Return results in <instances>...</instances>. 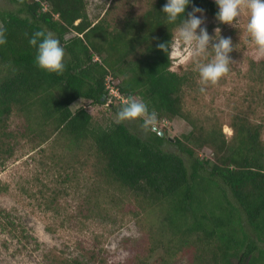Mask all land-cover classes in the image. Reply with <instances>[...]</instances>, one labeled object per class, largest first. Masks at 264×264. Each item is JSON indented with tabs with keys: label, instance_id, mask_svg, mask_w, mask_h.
<instances>
[{
	"label": "trees",
	"instance_id": "16d2710c",
	"mask_svg": "<svg viewBox=\"0 0 264 264\" xmlns=\"http://www.w3.org/2000/svg\"><path fill=\"white\" fill-rule=\"evenodd\" d=\"M11 1L18 5L16 11L0 10V24L7 29V44L0 47V158L14 155L7 123L13 111L22 114L25 133L36 145L55 140L94 155V170L129 191L150 218L143 232L153 245L117 264H174L185 255L188 264H264V124L252 117L253 111L238 108L227 138L222 128H208L184 109L190 78L172 70L171 53L157 48L177 28L161 12L166 0H153L140 16H125L113 25L105 17L91 20L85 0ZM193 4L210 16L218 11L214 0ZM38 30L53 32L65 47L63 75L35 64L36 50L28 37ZM71 31L74 35L66 39ZM248 72L250 97L262 101L264 58L251 61ZM106 76L119 79L122 97L137 98L156 111L158 121L180 117L191 130L172 140L157 124V130L149 128L142 137L123 122L96 124L86 108L71 109L80 98L106 104ZM166 144L186 153L190 165L163 149ZM204 146L212 150V159L197 156V148ZM103 261L100 250L81 247L59 264Z\"/></svg>",
	"mask_w": 264,
	"mask_h": 264
},
{
	"label": "rangeland",
	"instance_id": "374dc122",
	"mask_svg": "<svg viewBox=\"0 0 264 264\" xmlns=\"http://www.w3.org/2000/svg\"><path fill=\"white\" fill-rule=\"evenodd\" d=\"M151 1L85 0V3L91 20L105 17L113 25L125 16H140ZM43 4L49 8L46 2ZM17 8L11 0H0V10L16 11ZM203 17L202 26L210 35L219 28L221 36L232 38L236 49L230 53L233 60L230 71L216 84L203 85L193 61L183 62L171 55V69L190 78L183 92L184 109L206 127L222 128L229 138L231 115L238 108L253 111L252 117L264 124V98L255 102L250 97L249 65L258 60L245 32L246 13L235 28L205 12ZM73 35L71 31L65 38ZM93 58L102 60L98 54ZM113 81L116 83L119 79ZM261 94L264 95V88ZM248 104L252 109L248 110ZM121 105L123 102L117 97L109 98L106 104H93L80 98L71 104V109L84 107L96 124L106 125L116 121ZM7 123L15 144L12 157L0 158V264H59L61 259L79 254L81 247L100 250L104 261L92 264H117L153 245L143 232L150 218L145 217L147 214L129 191L109 183L94 170V155L75 147L70 150L55 140L36 145L37 140L25 133L26 122L20 112L13 111ZM123 123L133 133L147 137L149 128L144 127L141 119ZM158 124L172 140L182 138L191 130V125L180 117L164 119ZM162 147L178 153L190 165V157L177 146ZM196 152L200 158H213L208 146L197 148ZM134 212H138V217ZM260 246L264 249V243ZM174 264H188L187 256Z\"/></svg>",
	"mask_w": 264,
	"mask_h": 264
},
{
	"label": "clouds",
	"instance_id": "9594fccd",
	"mask_svg": "<svg viewBox=\"0 0 264 264\" xmlns=\"http://www.w3.org/2000/svg\"><path fill=\"white\" fill-rule=\"evenodd\" d=\"M214 3L218 8L216 19L234 28L242 14H247L245 32L253 47L254 58H264V0H214ZM189 5H192L191 11L186 13ZM161 12L165 14L167 24L177 25V28L169 41L157 44L159 50L171 53L183 62L193 61L203 85L216 84L230 71L233 63L230 53L236 49L235 44L231 37L221 36L219 28L213 35L208 33L202 26L204 9L194 5L193 0H166ZM6 33V27L0 24V47L7 44ZM28 44L36 50L34 61L38 68L63 75L66 70L65 47L53 32L35 31L28 37ZM205 60L207 62H202ZM137 118L142 120L145 128H155L158 124L156 111H149L145 102L136 99H129L120 106L115 122Z\"/></svg>",
	"mask_w": 264,
	"mask_h": 264
},
{
	"label": "built area",
	"instance_id": "2783aa9c",
	"mask_svg": "<svg viewBox=\"0 0 264 264\" xmlns=\"http://www.w3.org/2000/svg\"><path fill=\"white\" fill-rule=\"evenodd\" d=\"M42 5H44V4L42 3ZM44 9L46 10L47 8L44 6ZM105 85H106V88L108 90V96H109V98L117 97V98H121V101L122 102H126L127 101V99H125L124 97H122L120 95L119 90L116 87V83L113 81V79L110 76H106Z\"/></svg>",
	"mask_w": 264,
	"mask_h": 264
},
{
	"label": "water",
	"instance_id": "95a60500",
	"mask_svg": "<svg viewBox=\"0 0 264 264\" xmlns=\"http://www.w3.org/2000/svg\"><path fill=\"white\" fill-rule=\"evenodd\" d=\"M154 130H157V127H155ZM159 134H162V131H159Z\"/></svg>",
	"mask_w": 264,
	"mask_h": 264
}]
</instances>
